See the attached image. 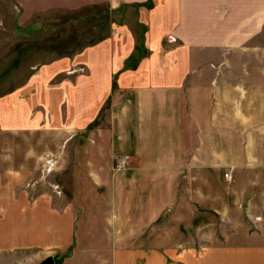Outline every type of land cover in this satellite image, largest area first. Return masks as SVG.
Here are the masks:
<instances>
[{"label":"crops","instance_id":"crops-1","mask_svg":"<svg viewBox=\"0 0 264 264\" xmlns=\"http://www.w3.org/2000/svg\"><path fill=\"white\" fill-rule=\"evenodd\" d=\"M107 1L111 10L137 5L149 54L123 70L134 48L122 47L135 43L119 25L122 36L103 42L119 52L96 54L101 68L88 65L86 79L71 84L69 103L80 108L62 141L59 170H69V183L57 182L69 195L32 194L24 169L0 175V255L25 254L21 264L50 253L63 255L61 264H137V238L165 214L187 221L190 196L215 213L234 211L216 193L232 183L224 173L236 177L229 188L252 221V207L264 211V0ZM106 103L107 121L94 124ZM121 155L128 165L116 172ZM197 253L194 264H264V243L191 258ZM181 254L191 264L190 252Z\"/></svg>","mask_w":264,"mask_h":264},{"label":"rangeland","instance_id":"rangeland-1","mask_svg":"<svg viewBox=\"0 0 264 264\" xmlns=\"http://www.w3.org/2000/svg\"><path fill=\"white\" fill-rule=\"evenodd\" d=\"M119 25L128 27L135 43L133 47H122L134 48L123 70H134L137 61L149 54L142 43L145 29L137 23V5L111 10L107 0H0V175L24 169L30 178L25 188L32 194L69 195L66 185L61 190L57 182L69 183V170H59L64 160L62 141L74 135L68 123L80 108L69 103L70 86L76 79H86L88 65L101 68L96 54L119 50V46H103L108 39L122 36L125 31ZM117 80V75H113L112 88ZM54 84L61 85L56 95L48 88ZM53 96L57 105H53ZM50 99V107L44 110L39 106L41 101ZM102 108L94 124L107 121L110 103ZM73 143L68 144L67 150ZM49 153H58L61 158L50 155V159ZM49 159L54 166L46 173ZM257 176L263 184L264 175ZM235 180L233 174L232 183L216 190L221 206L227 204L229 197L234 211L227 212L225 208L223 214L215 213L198 206L190 196L191 205L183 210L189 216L187 221L172 222L165 214L155 223L154 230L137 238V264H182L184 250L190 252V263L194 264L199 255L191 258L193 250L264 243V219H256L264 216L263 208H251L252 221L237 206L229 188L238 182ZM25 256L0 255V264H21L27 261ZM47 257H52L55 264L62 263L61 254L50 253Z\"/></svg>","mask_w":264,"mask_h":264},{"label":"built area","instance_id":"built-area-1","mask_svg":"<svg viewBox=\"0 0 264 264\" xmlns=\"http://www.w3.org/2000/svg\"><path fill=\"white\" fill-rule=\"evenodd\" d=\"M53 163L52 161L49 159L48 161H46V166H45V171L46 173H50L51 170L53 169ZM128 165V156L126 155H121V156H115L114 157V165L113 168L116 172H120L125 170L126 166ZM224 179H226L227 181H231V175L229 173H224L223 174ZM57 187H55L56 190Z\"/></svg>","mask_w":264,"mask_h":264},{"label":"water","instance_id":"water-1","mask_svg":"<svg viewBox=\"0 0 264 264\" xmlns=\"http://www.w3.org/2000/svg\"><path fill=\"white\" fill-rule=\"evenodd\" d=\"M39 264H55L54 259L52 257H47Z\"/></svg>","mask_w":264,"mask_h":264},{"label":"trees","instance_id":"trees-1","mask_svg":"<svg viewBox=\"0 0 264 264\" xmlns=\"http://www.w3.org/2000/svg\"><path fill=\"white\" fill-rule=\"evenodd\" d=\"M149 5H150V4L147 3L145 6H149ZM131 59H133V57H132ZM137 62H138V61H137ZM114 86H115V85H113V88H114Z\"/></svg>","mask_w":264,"mask_h":264}]
</instances>
